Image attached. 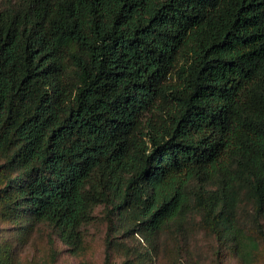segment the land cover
Masks as SVG:
<instances>
[{
    "label": "trees",
    "instance_id": "obj_1",
    "mask_svg": "<svg viewBox=\"0 0 264 264\" xmlns=\"http://www.w3.org/2000/svg\"><path fill=\"white\" fill-rule=\"evenodd\" d=\"M97 208L105 264L181 250L195 214L264 264V0H0V219L78 256Z\"/></svg>",
    "mask_w": 264,
    "mask_h": 264
},
{
    "label": "rangeland",
    "instance_id": "obj_2",
    "mask_svg": "<svg viewBox=\"0 0 264 264\" xmlns=\"http://www.w3.org/2000/svg\"><path fill=\"white\" fill-rule=\"evenodd\" d=\"M241 208L242 212L250 210L246 205ZM93 216V221L85 229V249L82 255H71L45 225L37 226L19 243L13 227L0 219V242L11 245L13 264H105L106 223L102 208H97ZM185 232L184 248L176 249L177 246L171 240L167 241L166 247L163 245L154 258V264H238L227 251L218 250L214 238L201 227L199 215L192 216ZM116 240L120 246L111 255L112 263L120 262L127 250L135 246L132 238L121 236ZM261 253L264 256V244H261Z\"/></svg>",
    "mask_w": 264,
    "mask_h": 264
}]
</instances>
